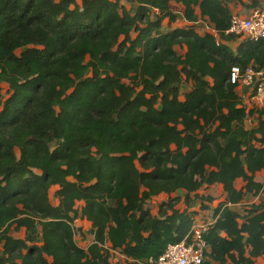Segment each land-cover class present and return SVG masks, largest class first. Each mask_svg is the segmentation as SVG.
<instances>
[{"label":"trees","instance_id":"obj_1","mask_svg":"<svg viewBox=\"0 0 264 264\" xmlns=\"http://www.w3.org/2000/svg\"><path fill=\"white\" fill-rule=\"evenodd\" d=\"M130 1L133 12L113 0H0V264H111L106 242L158 258L192 226L171 196L215 185L226 198L204 235L206 264L264 259V108L248 112L232 83L234 68H264V39L234 51L226 34L230 4L244 0ZM179 19L189 26L163 30ZM200 20L217 35L199 33ZM162 194L171 199L153 215L146 203ZM248 194L262 200L245 216L228 206ZM78 219L92 225L88 249Z\"/></svg>","mask_w":264,"mask_h":264},{"label":"rangeland","instance_id":"obj_2","mask_svg":"<svg viewBox=\"0 0 264 264\" xmlns=\"http://www.w3.org/2000/svg\"><path fill=\"white\" fill-rule=\"evenodd\" d=\"M120 3V5L125 8L126 10H132L133 12V6L132 2L130 0H113ZM251 4L250 2H247V0H244V2L241 3H231L230 7L232 9L233 14H247L249 13L254 7H249L246 4ZM260 7H264V0H260ZM173 11L180 16L182 15V9L179 6H173ZM259 8V7H255ZM189 26L186 21L179 19L176 23L169 25L168 20L164 21V27L163 30L165 32H168L174 28H181ZM212 27L208 26L207 23L202 20L201 22L197 23V30L199 33L203 34L208 31H211ZM137 33H133V37H136ZM246 40L245 36H239L236 38L235 41L228 43V45L235 51L239 44ZM176 51L178 55L184 56L186 54V47L185 46H177ZM2 100H7L11 93L9 90V86L7 84H2ZM192 88V82L185 80L182 89H181V99H184V96L186 93H188ZM244 104V103H243ZM245 105V104H244ZM255 107L248 106L247 111H251ZM246 128L252 129L258 126L259 124V118L258 114L255 115H249L246 120ZM256 181L264 183V171L260 172L256 176ZM244 186V182L239 180L236 183V187L238 189H241ZM58 188H53L51 190V199L54 205L58 204V199L55 198V193ZM172 199L179 198V202L176 204V209L183 211H188L190 213H194L193 218L195 217L200 222H207L211 220H215V209L219 207L221 203L226 198V195L222 189V186L215 185L212 187H203L199 192L193 193L190 196H186L185 193L179 192L176 194H173ZM208 198H212V201L208 200ZM171 198L168 197V195L162 194L157 197L152 198L150 201L146 203V208L153 214L158 215L160 206L168 202ZM262 200V196L260 195H252L248 194L245 196L244 200L236 205L234 209L239 212L242 216H245L246 212L251 208L254 204H259ZM82 206V203H78V207L80 208ZM243 220V219H242ZM11 235L15 238H24L25 232L24 230L16 231L15 229L12 230ZM75 240L79 247L88 249L90 244L94 241V236L92 233V225L90 222L86 220L78 219L75 222ZM257 264H264V259L259 258L257 259Z\"/></svg>","mask_w":264,"mask_h":264},{"label":"built area","instance_id":"obj_3","mask_svg":"<svg viewBox=\"0 0 264 264\" xmlns=\"http://www.w3.org/2000/svg\"><path fill=\"white\" fill-rule=\"evenodd\" d=\"M205 22L211 26L207 21ZM208 33L217 35L213 27ZM226 34L245 36L246 40L250 41L263 40L264 7L254 8L247 14H233ZM232 83L237 84V91L246 109L248 106L264 108V68L250 67L244 73L234 68ZM228 206L234 208L236 205L229 204ZM215 222L216 219L200 222L194 217L190 231L184 240L180 243L169 244L158 258H149L138 262L129 258L122 250L114 248L110 242L103 245L104 252L111 264H128L130 262L139 264H206L209 261L210 248L204 235Z\"/></svg>","mask_w":264,"mask_h":264},{"label":"crops","instance_id":"obj_4","mask_svg":"<svg viewBox=\"0 0 264 264\" xmlns=\"http://www.w3.org/2000/svg\"><path fill=\"white\" fill-rule=\"evenodd\" d=\"M220 186H221V185H220ZM225 195H226V194H225ZM224 201H225V200H224ZM224 201H223V202H224Z\"/></svg>","mask_w":264,"mask_h":264}]
</instances>
